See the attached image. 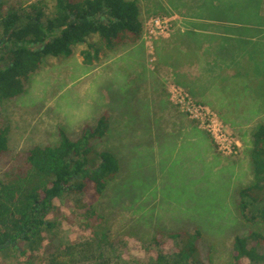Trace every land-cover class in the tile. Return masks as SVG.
<instances>
[{
    "label": "rangeland",
    "instance_id": "1",
    "mask_svg": "<svg viewBox=\"0 0 264 264\" xmlns=\"http://www.w3.org/2000/svg\"><path fill=\"white\" fill-rule=\"evenodd\" d=\"M16 1L28 4L36 0ZM43 1L47 14L53 10L55 0ZM138 5L143 25L138 42L121 44L111 52L103 48L98 60L90 63H84L80 54L86 49L85 44L75 46L66 57L47 56L26 84V91L1 104L0 118L9 129V150L16 153L33 145L57 142L59 120L63 118L62 129L75 139L82 128L72 122L92 117L105 101L112 99L110 104L114 107L121 104L115 107L117 118L114 117L106 135L94 142L96 150L109 151L118 161L114 179L95 204L102 221L101 228H96L98 237L93 238L95 235L90 236L85 230L65 227L60 219L53 236L62 244L69 238L93 241L99 260L139 264L130 257L136 253L126 254L131 241L137 245L141 241L148 243L158 230L197 226L203 234L202 260L229 264L234 237L243 236L248 230L236 203L238 190L252 180L248 154L251 132L256 123L264 122V106L248 110V105L241 104L252 97L249 89H256L257 96L264 98V0H138ZM216 7L223 11L210 10ZM192 14L199 15L198 21L208 19L212 24H220L212 26H219L221 31L228 26L238 30L241 47L252 53L225 65L214 84L216 89L205 88L210 102H219V107L209 103L201 89L185 83V65L174 53H183L185 22L197 20ZM90 41L97 42V36ZM135 49L137 56L127 55ZM168 52L172 58L163 59V54ZM142 58L145 70L158 72L163 80L162 95L155 94L162 98L161 113L154 110L153 103L142 107L144 101L135 91L140 90L135 77L124 78L127 70L143 66L135 62H141ZM121 65L123 73L119 71L121 74L111 79L108 69ZM255 75L257 81H262L260 86L253 80L246 85L245 80ZM230 76L232 80H226ZM110 80L117 86L124 83V87L116 91L106 83ZM245 88L249 96L235 100L233 96H239ZM146 92L150 95L147 98H151L153 92ZM169 113L175 116L172 126L168 123ZM155 126L168 132L173 129L177 135L180 130L190 131L201 147L185 149L174 133L179 144L173 148L167 142L160 147L158 143L162 140L157 138ZM204 140L208 144L205 149ZM205 151H210L209 155ZM68 197L72 198L66 195L60 204L64 211H73L67 208ZM255 227L264 234V224ZM259 251L264 253V247ZM11 253L13 256L7 258L0 254V264H25L19 260L18 252ZM250 264H264V261H250Z\"/></svg>",
    "mask_w": 264,
    "mask_h": 264
},
{
    "label": "trees",
    "instance_id": "2",
    "mask_svg": "<svg viewBox=\"0 0 264 264\" xmlns=\"http://www.w3.org/2000/svg\"><path fill=\"white\" fill-rule=\"evenodd\" d=\"M45 6L43 0L28 4L0 0V106L26 91L47 56L66 57L75 46L85 44L80 51L84 63L95 62L101 49L134 44L142 35L138 0H55L47 14ZM94 35L95 43L90 41ZM109 127L110 117L104 112L75 139L59 128L57 142L13 153L8 125L0 123V254L7 258L16 251L25 264L36 260L38 264H114L98 259L93 241L69 238L62 244L53 236L60 219L65 227L98 237L96 228L102 221L95 204L114 179L118 161L111 152L96 150L94 142ZM248 154L252 180L238 190L236 203L248 230L234 237L229 264L264 261L259 251L264 234L255 227L264 224L263 121L251 132ZM66 195L72 197L66 202L73 211L62 208ZM176 229L158 230L148 243L131 241L126 254L136 253L130 257L139 264H212L202 260L199 227Z\"/></svg>",
    "mask_w": 264,
    "mask_h": 264
},
{
    "label": "crops",
    "instance_id": "3",
    "mask_svg": "<svg viewBox=\"0 0 264 264\" xmlns=\"http://www.w3.org/2000/svg\"><path fill=\"white\" fill-rule=\"evenodd\" d=\"M221 9L222 10H220L219 7L212 8V9L210 8V10L212 11H216V10L223 11V8ZM192 15L197 17L196 18L197 20L192 21L190 18H186L190 20H187L185 22V31L183 32V39H182V45H184L182 48L183 53L179 51H174V53L176 54L177 52V56L179 57L177 59L183 60L181 63L185 65V72H184V76L186 78L185 83L190 84L191 88L195 86L194 88H197L199 90L201 89L200 91L204 93V98L206 100L208 99L209 103L215 105V107H219L218 106L220 105L219 102L217 101H214V103L210 102V99H209L210 96H208L209 94L205 88L208 86L209 90L216 89L214 84L217 82V78L220 75L221 69L224 68L225 65L229 64L230 61L232 62L238 58L241 59L246 56H250L252 55V53L247 48L241 47L242 46L240 44L241 37L237 34L238 30H235L234 28H231L228 26L225 28V30L223 27L221 31L218 29L219 26H216V27L212 26V25H220V24H212L214 22L208 19L198 21L199 15L197 14H192ZM139 17H140V13H139ZM220 27H222V25ZM175 32L177 33V31ZM233 38L235 40H232ZM135 50L136 51L132 50V52H129V54L127 55L137 56L138 54L137 49ZM106 51L111 52L112 50H106ZM162 58L166 60L167 58H172V53H169V52L164 53ZM136 59H138V57H136ZM226 60H229V61H226ZM135 62L137 66L138 65H143V66H141L140 68L139 67L138 68L135 67L132 69L129 68L130 70H127L126 76L124 78H126V80H129V78L135 77L136 81L138 82V88L140 89V90H137L136 88L135 91L137 92L138 98L143 99L144 101L143 105H141L142 107H147L149 103H153L154 110H156L158 113L163 112V107L161 104L162 98L155 97V94L161 92V95H162L163 93L162 91V87H163L162 81L163 80L161 76L159 75L158 72L153 73L151 71L145 70L143 58L141 62L140 61L139 62L135 61ZM168 63L169 62L164 63V64H168ZM125 68L126 66L124 64V69ZM124 69L122 65L115 66V68L113 69L112 68L108 69L107 74L111 76V79H114V77L119 76V74H121L119 73V71L123 73ZM242 72L247 73V71H242ZM131 73H133L132 76H131ZM226 80L231 81L232 77L230 76ZM250 80H253L255 83L259 84L258 86H260V84L262 83V81H257V76L255 75L253 79L248 77L245 80V84L247 85L248 83H250ZM106 83L109 85L110 88L116 91L124 87V83L121 84L122 86L121 85L117 86L116 82L113 80H110ZM126 88L128 89V87ZM146 90H151L153 92L151 95V98H147L149 94L146 92ZM249 91L251 92L253 99L251 96L248 95L250 93ZM249 91H246V88H245L244 92H242L239 96H233V98L235 100H240L244 98L245 96H249L250 99H247V102L246 101L241 102V104H244L245 106L248 105V110L249 108H253L254 106L256 107H260V105L264 106V98L262 96H257L256 89H253V91L249 89ZM205 92H207V94ZM110 100L111 101L108 103L107 101H105L102 108L99 109L92 117L89 116V118L86 119L85 121L72 122V124H75L79 128H82V129H84L87 126L88 127L93 126L94 121L98 120L100 116L102 115V113L106 112L110 117V127H112L111 123L114 121V117L117 118L116 116H114V111L116 110L115 107L118 108V106H120L121 104L114 107L113 105H111L113 100L112 99ZM163 102L164 104L166 103L165 100H163ZM260 113L263 114V112H260ZM174 117H175L174 115H170L169 113L168 123H170L169 124L170 126H172L171 124H173ZM59 121H60L59 124L61 123V125H59V128H62V125L65 124V120L63 118L62 121L61 119ZM96 122L97 121H95V124ZM155 122H157L156 118H155ZM121 125H122V122H121ZM155 131L157 133L156 135L157 138H161L162 140V142H160V139H157L158 142H160L158 143L160 147L163 145H166L167 142L173 148L176 147L177 144H179V142L181 144L183 143V147L185 149L189 147L193 150L192 147L197 146V149L201 147L199 146V143L197 142L198 140H196V138L193 137L190 131L180 130L179 134L177 135V132H175L173 129L169 132L162 131L160 126H155ZM172 133H174L176 136H179L178 143L175 141L176 137ZM162 135H164V137ZM203 144H205L204 149L205 147L208 148V144L205 142V140ZM207 152L209 153L210 151H207ZM207 152L206 154L209 155Z\"/></svg>",
    "mask_w": 264,
    "mask_h": 264
}]
</instances>
